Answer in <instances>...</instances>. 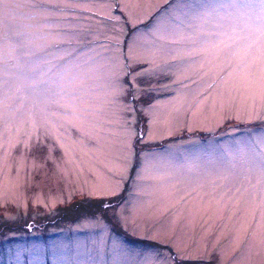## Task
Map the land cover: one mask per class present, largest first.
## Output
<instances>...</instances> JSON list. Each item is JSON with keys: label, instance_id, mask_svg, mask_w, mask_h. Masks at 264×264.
I'll return each instance as SVG.
<instances>
[{"label": "rangeland", "instance_id": "rangeland-1", "mask_svg": "<svg viewBox=\"0 0 264 264\" xmlns=\"http://www.w3.org/2000/svg\"><path fill=\"white\" fill-rule=\"evenodd\" d=\"M0 264H264V0H0Z\"/></svg>", "mask_w": 264, "mask_h": 264}]
</instances>
